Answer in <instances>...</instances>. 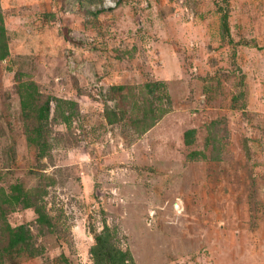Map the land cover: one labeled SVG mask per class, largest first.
<instances>
[{
    "label": "rangeland",
    "instance_id": "obj_1",
    "mask_svg": "<svg viewBox=\"0 0 264 264\" xmlns=\"http://www.w3.org/2000/svg\"><path fill=\"white\" fill-rule=\"evenodd\" d=\"M106 231L264 264V0H0V264H94Z\"/></svg>",
    "mask_w": 264,
    "mask_h": 264
},
{
    "label": "trees",
    "instance_id": "obj_2",
    "mask_svg": "<svg viewBox=\"0 0 264 264\" xmlns=\"http://www.w3.org/2000/svg\"><path fill=\"white\" fill-rule=\"evenodd\" d=\"M223 17L224 26L227 27L228 15L225 14ZM1 30L5 32L4 27ZM5 54L6 52L1 55V57H4ZM17 240H21V237H18ZM110 240L111 234L109 231L103 232L96 236V243L91 247L90 250L94 264H128L130 260L129 253L123 251L119 245L111 242Z\"/></svg>",
    "mask_w": 264,
    "mask_h": 264
},
{
    "label": "built area",
    "instance_id": "obj_3",
    "mask_svg": "<svg viewBox=\"0 0 264 264\" xmlns=\"http://www.w3.org/2000/svg\"><path fill=\"white\" fill-rule=\"evenodd\" d=\"M74 67H75V65H74Z\"/></svg>",
    "mask_w": 264,
    "mask_h": 264
}]
</instances>
